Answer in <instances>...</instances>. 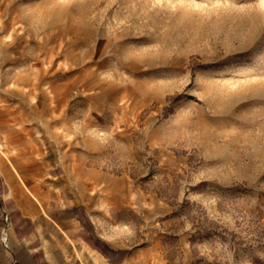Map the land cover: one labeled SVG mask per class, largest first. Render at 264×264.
Wrapping results in <instances>:
<instances>
[{"label":"rangeland","instance_id":"374dc122","mask_svg":"<svg viewBox=\"0 0 264 264\" xmlns=\"http://www.w3.org/2000/svg\"><path fill=\"white\" fill-rule=\"evenodd\" d=\"M0 168L95 184L113 264H264V0H0Z\"/></svg>","mask_w":264,"mask_h":264},{"label":"crops","instance_id":"0c3cea01","mask_svg":"<svg viewBox=\"0 0 264 264\" xmlns=\"http://www.w3.org/2000/svg\"><path fill=\"white\" fill-rule=\"evenodd\" d=\"M72 176L79 177L78 185L68 183ZM77 176L66 173L51 179L60 187L55 191L46 176L36 180L31 175L26 183L29 192L18 179L10 181L0 168V200L8 208L6 215L12 216L13 246L22 247L28 256H41L43 264H113L119 257L124 263L129 252L123 255L99 233L96 185Z\"/></svg>","mask_w":264,"mask_h":264},{"label":"bare ground","instance_id":"6f19581e","mask_svg":"<svg viewBox=\"0 0 264 264\" xmlns=\"http://www.w3.org/2000/svg\"><path fill=\"white\" fill-rule=\"evenodd\" d=\"M77 176V175H76ZM72 184V183H71ZM57 186V185H56ZM56 188V187H55Z\"/></svg>","mask_w":264,"mask_h":264}]
</instances>
